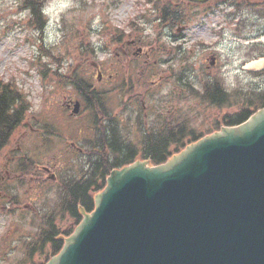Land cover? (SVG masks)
Segmentation results:
<instances>
[{
  "label": "rangeland",
  "instance_id": "374dc122",
  "mask_svg": "<svg viewBox=\"0 0 264 264\" xmlns=\"http://www.w3.org/2000/svg\"><path fill=\"white\" fill-rule=\"evenodd\" d=\"M39 1L47 16L46 28L42 32L30 24L33 15L24 0H0V79L13 80L30 104L26 122L22 124V140L18 129L12 136L11 145L3 148L2 155L6 156L0 157V167L10 158L8 152L16 149L18 144L22 145V154L37 159L40 166L55 165V173L68 167L75 170L79 164H87L85 149L94 129L79 92L66 77L75 67L84 82L93 83L96 73L93 62L101 64L104 74H107L106 69L110 61L113 62L118 46L113 43L108 45V49L105 47L108 35L102 34V29L106 21L112 24L110 26L122 29L130 19L137 18L138 34L142 39L140 44L147 43L144 49L151 44L152 50L157 53L148 58V63L153 62L155 68L148 72L149 84L143 86H149L148 89H120L124 90L120 98L118 92H108V106L115 109L114 112H123L125 118L132 119L128 127L119 133L124 131L126 137L134 136L135 110L140 111L142 120L144 110L149 113L166 112L171 107L186 114L188 111V126L198 131L204 128V121H208V118L220 121L225 113L236 110L234 104L220 106L199 102L188 89H185V96L184 90H178L175 84L178 81L174 78L188 66L193 72L194 82L195 77L207 79L202 60L213 51L221 61H226L224 70H227L229 62L233 74L236 73L234 66L244 59L245 40L235 39L232 24L228 25L229 0L219 1V5H215L218 9L214 15L208 12L210 7L204 9L191 5L186 9L188 24L183 28L185 39L181 43L166 36L168 28L164 21L152 20V16L158 12L157 7L164 8L165 0ZM143 13L149 16L139 19ZM262 20L264 22V16ZM72 26L80 30L73 33ZM238 28L248 30L243 28V23ZM250 29L254 30L252 27ZM181 32L177 31V25L172 27L171 33L179 36ZM81 41L80 49L78 45ZM261 42H264V38ZM179 45L182 50L176 54ZM258 66L256 64L251 68L257 71ZM141 75L146 76L144 73ZM167 75H170V82H165ZM226 80L233 89L236 86L248 88L255 87L261 77L233 75ZM233 89H229L230 92ZM129 91L135 92L127 94ZM69 99L81 100L78 113L71 114L70 108L65 107ZM141 102L145 106L140 110ZM45 125L49 127L46 128L47 133H44ZM47 147L51 150H47ZM42 152L49 153L42 156ZM37 153L41 154L40 158ZM45 175L48 176L47 173ZM2 176H5V182L0 185V264H15L23 256L24 249L19 240L25 239L28 232L35 233L36 229L28 228L33 210L43 200H54L57 195L51 192L48 183L41 186L33 180L21 183L7 176L6 169H0V180Z\"/></svg>",
  "mask_w": 264,
  "mask_h": 264
},
{
  "label": "water",
  "instance_id": "95a60500",
  "mask_svg": "<svg viewBox=\"0 0 264 264\" xmlns=\"http://www.w3.org/2000/svg\"><path fill=\"white\" fill-rule=\"evenodd\" d=\"M46 264H264V108L165 163L111 171Z\"/></svg>",
  "mask_w": 264,
  "mask_h": 264
},
{
  "label": "trees",
  "instance_id": "16d2710c",
  "mask_svg": "<svg viewBox=\"0 0 264 264\" xmlns=\"http://www.w3.org/2000/svg\"><path fill=\"white\" fill-rule=\"evenodd\" d=\"M24 4L33 15L30 24L41 28L43 19L40 1L24 0ZM157 9L163 16V9ZM79 76L75 72L69 79L76 89H80L94 129L85 149L88 154L87 164H79L75 170L71 167L63 169L56 180L49 181V189L57 196H54V200H43L36 207L31 226L28 227L36 229L35 233L28 232L25 239L19 240L24 250L22 259L15 264H45L57 254L65 238L73 232L82 218L80 206L86 212L94 209L93 195L104 188L106 176L112 169L129 164L137 158L149 159L153 164L162 163L189 143L220 128V121L212 118L204 121V128L198 131L189 127L188 122L183 126L182 121L172 120L169 123L162 115H155L149 120L150 126L143 127L147 131L143 132L142 140L124 141L117 132L115 110L108 106V93L97 89L86 91V86L90 83L84 82ZM210 90L204 89L203 102L221 105L229 101V95L224 89H216V95L210 93ZM233 103L236 110L223 116L228 125L243 122L254 111L263 107L264 90L254 87L233 89ZM29 108V101L13 81H0V152L9 143L13 131L25 118ZM138 128H141L140 125ZM15 168L14 174L21 172L19 167ZM29 176H34L33 181L38 183L42 175L36 161L23 155L22 183L31 182ZM15 177L17 181L20 180L19 174Z\"/></svg>",
  "mask_w": 264,
  "mask_h": 264
},
{
  "label": "flooded vegetation",
  "instance_id": "af4514ba",
  "mask_svg": "<svg viewBox=\"0 0 264 264\" xmlns=\"http://www.w3.org/2000/svg\"><path fill=\"white\" fill-rule=\"evenodd\" d=\"M219 1L221 0H210L206 2L204 5L207 7H212V9L208 12H211L212 15L216 13L217 7H213L214 5H219ZM191 5H196L194 3H189L184 0H165V8H164V25L168 28V32L166 33L167 37H170L172 40L181 43L182 40L185 39L184 31L185 26L188 24L186 21V9H189ZM202 5V4H201ZM230 15L229 24H232L231 31L235 39H243L245 40V45H243L245 54L244 59L240 61V64L235 67V74H233V70L230 68L232 65L227 64L226 69L223 67L226 61H221L220 57L213 51L211 54H208L202 62L205 63V77H208L205 80L197 79L195 76V82L193 80L192 74L193 72L186 66L182 71L177 73L174 78L177 88L184 90L185 89H199L200 91L196 94L200 98L203 89H211L209 92L216 95V89H233L229 81L226 80L228 77L235 76H251L254 78L264 77V64H260L258 67L259 70L253 71L247 67V64L252 60H264V22L262 17L264 16V0H231V4L229 6ZM238 19V21H237ZM241 19V20H240ZM243 23V28L248 30H241L238 28ZM177 25V31H182L179 36L171 33L172 27ZM252 27L254 30L250 29ZM183 29V30H182ZM109 37L108 40L114 41L118 46V50H116V57L118 60L117 65L120 68H124L120 70V73H123L124 76L118 79L120 83L115 89H148L149 86L140 87L137 85L139 81L134 78H130L129 76L137 73V71L129 70V67L137 66V58L141 57L139 54L134 52L136 46L139 45L142 39L138 34V29L136 25L131 22L126 25L123 32L120 31H111L107 34ZM108 44V43H106ZM179 50H182V46H178ZM255 56V57H253ZM206 61L208 64L206 65ZM99 70L103 72L100 65L95 64ZM114 63L110 61V65L107 67V72L113 71ZM167 70V69H166ZM165 71L164 74H165ZM217 72V73H216ZM119 73V74H120ZM216 73V76H215ZM127 77H126V76ZM109 79L102 81L103 83H107L110 78H112V73L108 75ZM102 80V79H101ZM100 80V81H101ZM139 80V79H138ZM170 82V75L166 76L165 82ZM130 84V85H129ZM87 89H109L107 86L101 87H88ZM208 92V93H209ZM228 92V91H227ZM199 100V99H198ZM200 102V100H199ZM229 105H231V101H229ZM173 108L169 107L165 112V116L169 117L172 115ZM120 114V113H118ZM123 114L121 113L120 117L123 120ZM185 112H179V117L184 118ZM123 127V124H120ZM20 140H22V126L20 128ZM129 140H142L143 137L139 136H131L125 137ZM8 156L10 158L7 160V164H13L19 162V165L22 167V146H18V151H10L8 152ZM8 173V171H7ZM9 174V173H8ZM7 174V175H8ZM2 178H4L2 176Z\"/></svg>",
  "mask_w": 264,
  "mask_h": 264
}]
</instances>
